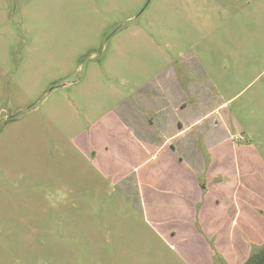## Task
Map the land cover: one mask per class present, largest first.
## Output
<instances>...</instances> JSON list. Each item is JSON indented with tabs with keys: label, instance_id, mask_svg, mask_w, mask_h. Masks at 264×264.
Instances as JSON below:
<instances>
[{
	"label": "rangeland",
	"instance_id": "obj_1",
	"mask_svg": "<svg viewBox=\"0 0 264 264\" xmlns=\"http://www.w3.org/2000/svg\"><path fill=\"white\" fill-rule=\"evenodd\" d=\"M162 98L253 171L257 252L264 0H0V264H195L103 164Z\"/></svg>",
	"mask_w": 264,
	"mask_h": 264
},
{
	"label": "crops",
	"instance_id": "obj_2",
	"mask_svg": "<svg viewBox=\"0 0 264 264\" xmlns=\"http://www.w3.org/2000/svg\"><path fill=\"white\" fill-rule=\"evenodd\" d=\"M158 100V109L144 106L138 129L125 120L124 129L113 132L116 147L106 145L111 154L104 166L114 182L136 196L149 220L174 240L176 249L197 250L195 264H244L254 252L255 205L241 190L253 171L238 161L234 175L228 172L207 133H193L203 117L173 120L163 113L169 108L177 111L178 106ZM150 111L155 118L148 116ZM91 150L98 155L95 145ZM260 215L264 220V213Z\"/></svg>",
	"mask_w": 264,
	"mask_h": 264
},
{
	"label": "trees",
	"instance_id": "obj_3",
	"mask_svg": "<svg viewBox=\"0 0 264 264\" xmlns=\"http://www.w3.org/2000/svg\"><path fill=\"white\" fill-rule=\"evenodd\" d=\"M244 264H264V246L253 252Z\"/></svg>",
	"mask_w": 264,
	"mask_h": 264
}]
</instances>
